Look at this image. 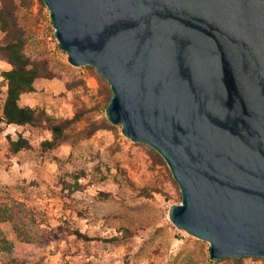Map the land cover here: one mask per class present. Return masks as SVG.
<instances>
[{"label":"water","instance_id":"water-1","mask_svg":"<svg viewBox=\"0 0 264 264\" xmlns=\"http://www.w3.org/2000/svg\"><path fill=\"white\" fill-rule=\"evenodd\" d=\"M42 1L109 121L165 161L171 224L213 260L264 259V0Z\"/></svg>","mask_w":264,"mask_h":264},{"label":"rangeland","instance_id":"rangeland-1","mask_svg":"<svg viewBox=\"0 0 264 264\" xmlns=\"http://www.w3.org/2000/svg\"><path fill=\"white\" fill-rule=\"evenodd\" d=\"M18 17L29 36L28 54L34 60H47L56 74L54 79L37 80L36 92L25 96L22 105L44 109L56 118H72L83 105L100 107L50 152L38 148L52 137L46 126H8L0 132V197L11 195L27 209L38 211L43 227L68 223L93 240L67 234L50 244L24 243L12 223L5 222L2 230L13 247L0 253V264H264L260 258L198 262L201 252L209 254V244L171 224L169 209L181 202V192L170 170L154 165V150L126 139L120 125L106 123L105 103L98 96L100 74L92 67L68 63L46 6L42 9L37 3L31 11L20 10ZM3 39L0 30V43ZM9 69L0 58V106L6 96L2 75ZM90 76L96 79L91 87ZM92 121L106 127L86 139L83 132ZM19 134L30 139L34 149L8 157L7 136L17 139ZM75 176H82V188L73 192ZM150 186L160 192L144 194L142 190ZM128 231L131 235L125 238ZM115 237L119 239L112 241Z\"/></svg>","mask_w":264,"mask_h":264},{"label":"trees","instance_id":"trees-1","mask_svg":"<svg viewBox=\"0 0 264 264\" xmlns=\"http://www.w3.org/2000/svg\"><path fill=\"white\" fill-rule=\"evenodd\" d=\"M37 3L42 9L45 8L42 0H0V30L4 34L3 42L0 43V58L10 66V69L3 72L2 75L6 84V96L2 106H0V132L4 131L8 126H46L52 137L42 141L38 147L42 153H46L58 148L65 134L80 125L86 115L99 109L100 106L98 104L94 108H89L83 105L72 118H56L48 114L44 109L22 105L21 101L24 95H31L36 92L35 82L38 79H54L56 77L47 60H34L28 54L29 36L20 24L18 17L20 10L31 11ZM97 79L100 83L98 96L103 98L106 109L111 100L112 92L109 84L101 75H97ZM82 83L88 89L86 83ZM106 123L111 124L108 118ZM105 127L106 125L102 126L98 122L92 121L84 129V137L89 139L98 130ZM7 139L5 155L8 157L34 149L30 139L22 134H19L17 139H13L8 135ZM152 152L154 165L165 166L169 171L163 158L158 153ZM81 178L82 176H75L77 182L73 192L82 188L79 181ZM150 190L151 192H160L158 188L153 186L144 188L142 192L148 195ZM103 196L107 197L105 194ZM38 214V211L33 208L27 209L24 203L17 201L11 195H7L5 198L0 197V253L8 252L13 247V244L2 230V224L5 222L12 223L18 239L24 243L50 244L64 240L67 234L75 235L78 239L93 240L89 235L70 227L68 223H63V225H59L56 228L43 227L44 222L38 221ZM126 234L125 238L131 235L129 231ZM118 239L115 237L112 241H117ZM198 256V262L207 258L212 262L217 261L211 259L210 255H206L205 252H201ZM234 261L236 263L241 262V260Z\"/></svg>","mask_w":264,"mask_h":264},{"label":"crops","instance_id":"crops-1","mask_svg":"<svg viewBox=\"0 0 264 264\" xmlns=\"http://www.w3.org/2000/svg\"><path fill=\"white\" fill-rule=\"evenodd\" d=\"M38 80H39V79H38ZM36 82H37V81H36ZM36 82H35V84H36ZM95 83H96V79H95V77L90 76V77L87 78V84H88V86L91 87V84H95ZM35 88H36V87H35ZM25 96H27V95H24V96L22 97V100H23V98H24ZM25 106L33 107V105H25Z\"/></svg>","mask_w":264,"mask_h":264}]
</instances>
